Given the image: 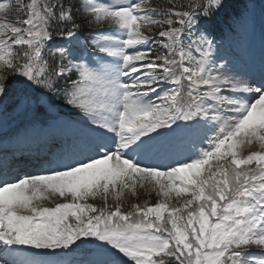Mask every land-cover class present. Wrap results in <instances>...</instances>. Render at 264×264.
<instances>
[{"label":"snow or ice","instance_id":"snow-or-ice-1","mask_svg":"<svg viewBox=\"0 0 264 264\" xmlns=\"http://www.w3.org/2000/svg\"><path fill=\"white\" fill-rule=\"evenodd\" d=\"M0 143V264H264V2L0 0Z\"/></svg>","mask_w":264,"mask_h":264},{"label":"rangeland","instance_id":"rangeland-1","mask_svg":"<svg viewBox=\"0 0 264 264\" xmlns=\"http://www.w3.org/2000/svg\"><path fill=\"white\" fill-rule=\"evenodd\" d=\"M259 55L261 56V52L259 53ZM256 62L257 61H255V59H254V63L252 64L251 67L256 68L255 67ZM250 65H251V63H250ZM44 195H48V194H44ZM156 198L157 197H156L155 192L149 193V192L145 191V189H141V188L138 187L136 196H132L131 193L126 192L121 198V203L123 204L124 207L127 208L129 206V204L133 203V202H143L145 200H148V201L154 203ZM52 200H56V198L55 197H53V198L49 197L48 199H41L39 202L42 203L44 206H52L53 203H54ZM59 202H61V200H59V201L56 200L55 201V203H59ZM101 203H102V201H99L98 202V206ZM252 251L253 252H258V250H256V249H254ZM257 258H259V257L257 256Z\"/></svg>","mask_w":264,"mask_h":264},{"label":"trees","instance_id":"trees-1","mask_svg":"<svg viewBox=\"0 0 264 264\" xmlns=\"http://www.w3.org/2000/svg\"><path fill=\"white\" fill-rule=\"evenodd\" d=\"M152 2L154 4L161 5V4L165 3V0H152ZM239 2H240V0H230V3H232V4H236ZM252 2L259 5L260 3L264 2V0H252ZM6 129H7V131H5V132H7V135H8L11 133L10 131L14 130V125L10 123V124L6 125ZM92 203H96V201H93Z\"/></svg>","mask_w":264,"mask_h":264}]
</instances>
